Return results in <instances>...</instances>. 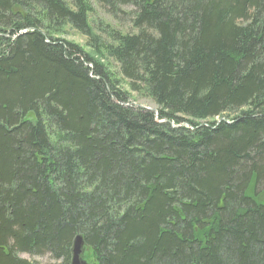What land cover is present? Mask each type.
I'll list each match as a JSON object with an SVG mask.
<instances>
[{"label":"trees","instance_id":"1","mask_svg":"<svg viewBox=\"0 0 264 264\" xmlns=\"http://www.w3.org/2000/svg\"><path fill=\"white\" fill-rule=\"evenodd\" d=\"M95 1L0 0V264H264V0Z\"/></svg>","mask_w":264,"mask_h":264},{"label":"rangeland","instance_id":"2","mask_svg":"<svg viewBox=\"0 0 264 264\" xmlns=\"http://www.w3.org/2000/svg\"><path fill=\"white\" fill-rule=\"evenodd\" d=\"M63 1L68 3V0H63ZM91 4H92V12H90L88 16L90 35L97 37L101 41V42L99 41V44H101L102 46L103 45L110 46L111 44H114L112 40L115 37L116 33H119V34H136L137 33L136 29L132 26V22H133L132 10L133 9L131 7L125 6V7L117 8L116 6L115 8L111 10L107 4L97 3L95 0H91ZM54 38L62 39L67 42L73 43L77 46H80L84 50V52L90 55H93L94 58L98 57V54L96 51L98 50V48L96 47L95 49L92 45H90L91 44L90 40H88L86 36L80 34L76 30L68 26L64 27L58 35L54 36ZM99 50L102 56V58L99 59L100 63L103 64L105 68L109 70L111 74H116L118 71V64H116L113 60L106 58L103 48H100ZM119 88L123 90V92L128 93L127 96L129 97L128 99L129 103L126 104L127 106L132 105L134 107H137L143 110L151 111L155 114V116H157L158 108L152 102L143 98L137 93L129 92L128 86L126 85L125 81H121ZM214 121L219 122L220 119L216 118ZM171 126L177 127V126H174L173 123H171ZM20 257L28 261H33L36 264H60L61 263L60 261L53 260L48 255H43L40 257H36V256L29 257L27 255H21ZM81 259H82V256H81ZM83 261L86 264H89V262L85 260ZM70 263H71V259H70Z\"/></svg>","mask_w":264,"mask_h":264},{"label":"water","instance_id":"3","mask_svg":"<svg viewBox=\"0 0 264 264\" xmlns=\"http://www.w3.org/2000/svg\"><path fill=\"white\" fill-rule=\"evenodd\" d=\"M83 243L80 237H76L73 241L72 254H71V263L70 264H86L81 256L83 254L82 251Z\"/></svg>","mask_w":264,"mask_h":264},{"label":"bare ground","instance_id":"4","mask_svg":"<svg viewBox=\"0 0 264 264\" xmlns=\"http://www.w3.org/2000/svg\"><path fill=\"white\" fill-rule=\"evenodd\" d=\"M122 94V93H121ZM169 125V124H168ZM175 125V124H174ZM80 237V236H79Z\"/></svg>","mask_w":264,"mask_h":264}]
</instances>
